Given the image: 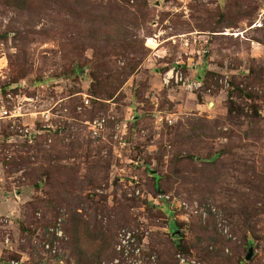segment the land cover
Returning <instances> with one entry per match:
<instances>
[{
    "label": "rangeland",
    "instance_id": "1",
    "mask_svg": "<svg viewBox=\"0 0 264 264\" xmlns=\"http://www.w3.org/2000/svg\"><path fill=\"white\" fill-rule=\"evenodd\" d=\"M31 1L0 0V264H138L132 247L264 264V204L229 206L264 186V0ZM172 70L204 89L166 86ZM238 85L260 117L229 116ZM191 152L231 166L212 184L203 160L178 164Z\"/></svg>",
    "mask_w": 264,
    "mask_h": 264
},
{
    "label": "trees",
    "instance_id": "2",
    "mask_svg": "<svg viewBox=\"0 0 264 264\" xmlns=\"http://www.w3.org/2000/svg\"><path fill=\"white\" fill-rule=\"evenodd\" d=\"M7 3L15 10H18V11H24L28 8V0H6ZM31 3L33 5L37 4L36 1H31ZM117 9V7L114 5L113 6H110V12H114V13H120L119 9ZM113 9V11H112ZM109 19H112V18H105V22H110ZM242 19V18H241ZM83 70H79L78 72H82ZM108 73L107 76H104V77H101L100 75H96L94 74L93 77L94 79H96V83H98V88L96 90V92H93V95L94 96H97L99 95L98 92L102 91L103 87H105V77H110V74L111 72L109 70L106 71ZM263 74H264V71H263ZM112 75V74H111ZM262 80V79H261ZM263 81V80H262ZM101 88V89H99ZM236 89L238 90L237 92V95L239 97V99H242V100H247L248 104L246 108H244L243 106L244 105H238V107H236V102H233V99L235 98L233 95V93L229 94V98H228V104H227V107H228V110H229V116H232L235 114L234 110H236V113L238 112V109H239V113H240V116L242 115H245L246 118H252V119H256L257 117H260L259 115V109L257 107H253L252 105V102L254 101L255 97L251 96V90L249 88V86L247 85L246 88H242V86L238 85V86H235V92H236ZM251 92V93H250ZM114 95H111L110 96V99L113 98ZM250 105V106H249ZM235 107V108H234ZM247 109L250 110V112L252 111L253 112V115L250 116L249 115V112L247 111ZM252 109V110H251ZM258 123H256V125H258ZM231 155V154H230ZM182 157V155H180ZM232 156V155H231ZM219 157L217 154L215 155H211L210 158H200V156H198L195 152H191L189 153L188 157L183 159V160H186V161H179L178 164L181 165V164H184L186 163V166H190L191 168L193 167V165L196 163V160H203L204 163H205V166H204V169H202L200 172H202L203 174H206L208 175V182H211L212 184L218 179V177H220L221 175L220 172H222L225 168L226 169H229L231 165H228L226 163H224L222 160H220ZM178 158V157H177ZM180 159V158H179ZM244 163L246 166H247V162L244 161V162H240L239 166H241V164ZM194 169V168H193ZM154 179H155V192L158 193L160 190V178L159 176H154ZM262 181V184H264V177L261 179ZM255 184H253V188H249V192L244 191V193L242 195H237V198H236V201L233 203L232 202V196H230V205L229 206H235L231 212H235V213H238V214H241V215H246L248 212L252 211V210H255L256 207H257V200H260V202L262 204H264V186L260 187V191H256V187L254 186ZM253 196L255 197V202L254 204L251 203L249 204L248 200L250 199V197ZM241 197H242V202H241ZM243 200L245 201L244 204L242 205L243 203ZM248 201V202H246ZM239 205V206H238ZM220 210H222V208H220ZM214 233H216L215 231H213ZM177 238H180L179 236ZM253 244L250 242V246H252ZM252 248V247H251ZM114 256H115V253L113 252L111 256H108V260L113 258L114 259Z\"/></svg>",
    "mask_w": 264,
    "mask_h": 264
},
{
    "label": "built area",
    "instance_id": "3",
    "mask_svg": "<svg viewBox=\"0 0 264 264\" xmlns=\"http://www.w3.org/2000/svg\"><path fill=\"white\" fill-rule=\"evenodd\" d=\"M164 83L166 86H171V85H178V86H183L185 87V89H187L188 91L191 92H198V91H202L205 87V84L201 81V80H190L187 78H184V76L180 73V72H175V71H170L168 73H166L164 75ZM105 127V121L102 122H97L95 123V127L94 130L96 133L102 129H104ZM60 230L57 231L56 233L53 234V236H55L56 238V242H54V244H50L52 250L54 253L59 254V243L60 241H62V235L60 234ZM123 243L124 245H129L131 246L132 243H134V238L133 235L130 234V236H123ZM50 246H48V248H50ZM132 251L134 254H136L138 256L137 259H133L135 262H137L138 264H142V261L140 260L141 257V250L139 248H135L133 249L132 247ZM118 264H123V261L118 260Z\"/></svg>",
    "mask_w": 264,
    "mask_h": 264
},
{
    "label": "water",
    "instance_id": "4",
    "mask_svg": "<svg viewBox=\"0 0 264 264\" xmlns=\"http://www.w3.org/2000/svg\"><path fill=\"white\" fill-rule=\"evenodd\" d=\"M253 256H254V249L251 248V249H250V254H249V256L247 257V260H248V261H251V259L253 258Z\"/></svg>",
    "mask_w": 264,
    "mask_h": 264
}]
</instances>
